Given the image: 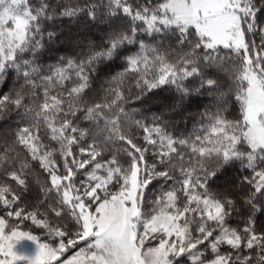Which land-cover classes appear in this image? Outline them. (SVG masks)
Returning <instances> with one entry per match:
<instances>
[{
	"label": "snow or ice",
	"instance_id": "snow-or-ice-1",
	"mask_svg": "<svg viewBox=\"0 0 264 264\" xmlns=\"http://www.w3.org/2000/svg\"><path fill=\"white\" fill-rule=\"evenodd\" d=\"M261 217L264 0H0V264H264Z\"/></svg>",
	"mask_w": 264,
	"mask_h": 264
},
{
	"label": "trees",
	"instance_id": "trees-1",
	"mask_svg": "<svg viewBox=\"0 0 264 264\" xmlns=\"http://www.w3.org/2000/svg\"><path fill=\"white\" fill-rule=\"evenodd\" d=\"M56 0H53V3H55ZM61 29L63 32L68 33V32H75L76 25L75 24H65L61 26ZM83 31V29H81ZM59 48H61V51L58 53V55L64 54V48L67 47V45H59ZM201 101H204V98H200ZM159 108V105H154L153 106V111H156ZM204 111L203 107H197V105H192L190 108L191 116L186 115L183 120L177 118L176 122V128L175 130L178 132H185V131H190L192 127L195 125L196 121L199 120V116L197 115L198 112ZM236 221H233V224L235 225ZM260 224L264 225V217L260 218ZM25 227L30 228V230L34 231L37 234L42 235V231L38 228H34L33 226L30 225V222H25Z\"/></svg>",
	"mask_w": 264,
	"mask_h": 264
},
{
	"label": "rangeland",
	"instance_id": "rangeland-1",
	"mask_svg": "<svg viewBox=\"0 0 264 264\" xmlns=\"http://www.w3.org/2000/svg\"><path fill=\"white\" fill-rule=\"evenodd\" d=\"M24 247L29 251L30 254H34L35 245L31 244L30 242H25Z\"/></svg>",
	"mask_w": 264,
	"mask_h": 264
}]
</instances>
